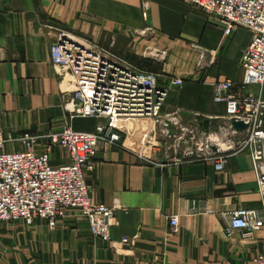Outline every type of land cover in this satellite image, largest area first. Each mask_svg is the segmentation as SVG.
Instances as JSON below:
<instances>
[{
	"label": "crops",
	"instance_id": "crops-1",
	"mask_svg": "<svg viewBox=\"0 0 264 264\" xmlns=\"http://www.w3.org/2000/svg\"><path fill=\"white\" fill-rule=\"evenodd\" d=\"M63 34L155 73L161 86L182 79L163 108L180 123L171 124L172 136L197 127L215 135L225 125L226 104L215 102L213 87L243 80L242 57L252 40L246 28L225 35L221 20L190 0H0V131L15 140L6 152L23 151L16 139L36 136L35 150L43 154L48 136L67 125L95 129L96 120H71L66 110L69 70L54 65L50 53ZM119 127L121 144H103L85 177L94 202L120 208L112 241L136 237L135 245L116 251L93 237L88 221L72 210L53 230L44 221L0 222V264H256L264 233L243 238L235 230L227 237L223 217L263 205L249 153L230 156L219 173L209 160H167L172 139L160 126L145 135L132 119ZM69 163V153L54 146L50 164ZM171 216H179L178 233Z\"/></svg>",
	"mask_w": 264,
	"mask_h": 264
},
{
	"label": "built area",
	"instance_id": "built-area-1",
	"mask_svg": "<svg viewBox=\"0 0 264 264\" xmlns=\"http://www.w3.org/2000/svg\"><path fill=\"white\" fill-rule=\"evenodd\" d=\"M203 12L217 17L225 26V35L238 28L252 32V40L242 57L244 77L240 83L230 80L214 84V100L225 103V125L215 135L197 128H185L172 136L169 128L180 126L175 116L163 115L170 91L183 85L173 78L167 86L159 84L155 73L139 70L112 52L87 41H77L64 34L51 47L54 65L68 68L72 84L71 99L66 106L70 119H94V131H81L67 125L59 134L48 136L45 153H37L40 139L25 136L16 139L25 149L6 152L5 146L15 140L0 131V222H23L27 226L44 221L53 230L68 211L76 210L88 221L93 237L111 242L120 252L135 245V238L111 239L112 228L119 225V207L94 202L85 175L93 172L95 157L103 144L119 146L122 136L119 123L132 119L147 134L162 127L163 135L172 139L165 152L167 160H209L217 172H223L230 156L248 152L262 195V207L239 210L223 215L225 234L241 230L242 237L264 233V0H190ZM148 17L147 9L143 19ZM257 88L258 92L251 91ZM234 122L247 128L238 130ZM54 146L67 151L70 163L62 167L50 164ZM173 153V156H172ZM146 162L151 158L141 156ZM173 233L180 228L179 216H171ZM264 264V254L256 259Z\"/></svg>",
	"mask_w": 264,
	"mask_h": 264
},
{
	"label": "water",
	"instance_id": "water-1",
	"mask_svg": "<svg viewBox=\"0 0 264 264\" xmlns=\"http://www.w3.org/2000/svg\"><path fill=\"white\" fill-rule=\"evenodd\" d=\"M64 39L67 38V36L63 35ZM234 127L237 128L238 130H245L247 126L243 122H234Z\"/></svg>",
	"mask_w": 264,
	"mask_h": 264
},
{
	"label": "rangeland",
	"instance_id": "rangeland-1",
	"mask_svg": "<svg viewBox=\"0 0 264 264\" xmlns=\"http://www.w3.org/2000/svg\"><path fill=\"white\" fill-rule=\"evenodd\" d=\"M136 128H137V127H136ZM138 129H139V128H138ZM143 132H144V131H143ZM145 132H146V131H145ZM145 132H144V133H145Z\"/></svg>",
	"mask_w": 264,
	"mask_h": 264
}]
</instances>
